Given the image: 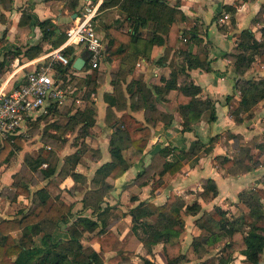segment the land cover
I'll return each mask as SVG.
<instances>
[{
  "label": "crops",
  "instance_id": "crops-1",
  "mask_svg": "<svg viewBox=\"0 0 264 264\" xmlns=\"http://www.w3.org/2000/svg\"><path fill=\"white\" fill-rule=\"evenodd\" d=\"M163 1L168 6L179 9L186 17L185 21L178 23L180 34L188 32L193 26L198 30L192 52L195 53L199 45L208 50L212 59V70L209 72L199 68L186 70V74L179 75L177 82L179 85L184 81H191L200 87V99L215 100L216 120L208 122L209 112L205 111L200 120L192 126V131L182 134V117L178 111L176 100L177 90H164L163 86L164 80L169 77L171 71V61L173 59L180 60L176 52L184 48V42L179 36L178 42L170 49L167 57H165L166 43L148 46L146 55L139 53L135 56L133 51L143 48L144 41L141 39L136 47L131 44L125 61L112 60L107 54L109 45L104 26L118 19L119 22L122 21L120 25L122 32H127L130 29L129 22L123 20L124 15L117 7L106 9L101 14L99 13L93 22L104 45V57L99 68L90 72L83 69L74 72L64 69L66 72L63 74L68 73L67 75L70 76L73 73L74 76L85 79L82 88L72 90L75 94L73 95H77V97L51 104L47 113L37 114L25 124L27 131L32 123L42 122L44 118L52 116L48 130L53 128L55 133L51 135L47 132L50 137L49 142L44 129L39 133L40 136L32 134L25 137L22 135L25 141L24 147L19 151L22 153V158L17 168H11L12 159L8 164L0 166V169H5V172L0 174V180H4L2 185L0 183V220L20 218L32 207L33 193L43 188L51 200L60 199L66 204L72 205L74 217L72 216L70 222L64 227L65 231L71 232L75 228L73 224L77 217L75 213L82 207L81 200L85 193L92 189L95 170L110 160L108 146L110 135L113 132L112 121L121 118L124 114L131 115L137 121L149 125L150 137L142 153H137L132 148L123 151L124 157L130 163L124 175L115 180L106 179L109 184L113 185V189L106 193L102 205H109L113 208L114 213H118V219L111 224L110 229L121 242H125L132 235L131 216L128 214L131 208L139 202L161 205L169 194L173 193L180 196L186 204L197 202L201 207V211L196 215L185 214L183 210L181 211L185 224L179 240L186 260L180 264H196L205 259V256L201 259L197 258L191 245L190 253L187 255L183 250V245L188 240L191 244L193 237L201 233V229L195 224V220L201 212L211 211L213 207L219 206L227 211L228 215L238 216L248 210L238 197L240 192L254 188L264 191V99L254 105L250 111L239 113V121L227 113L224 97L231 96L230 106L236 108L239 95L233 87L237 75L233 71L232 60L230 57L222 56L225 51H235L234 47L239 33L244 29L251 30L255 37L261 40L259 30L264 26V0ZM87 2L98 3L100 7L102 0H76L75 6H72L73 0H0V82L9 77L12 72L14 80H21L27 72L34 68V64L42 56L55 48L57 49L64 42H60V36H66V29L74 23L76 15ZM222 5L233 6L234 12L231 14L223 10ZM219 12H221V16L217 19L214 18ZM44 20L51 22L52 26L41 28L38 23ZM54 27L56 30L53 34L47 33ZM139 32L142 38H145L150 33V29L148 26L140 27ZM31 47L38 48L39 52L33 54L32 51H28L27 49ZM71 48L73 54L69 56L70 59L86 54L81 47ZM29 54L32 55L29 56ZM252 65H257V68L251 66L243 76H240L241 78L259 79L264 76V62L256 58ZM134 81H139L151 91L155 98L156 110L171 117L169 126H165L164 122L160 120L155 121L153 125L147 123L142 99L139 96L131 98L128 91V86ZM90 85L93 90H89ZM153 86L161 89H159V93H154ZM87 91L90 92L86 97ZM88 109L93 110V123L83 135H79V129L83 123L78 122L71 129L72 122H68L69 117L77 111L84 112ZM56 116H61L59 121L55 118ZM59 131H62L63 134H59ZM215 134H218V139L212 144H206L204 146L206 151L202 149L186 161L180 172L174 175L166 173L159 176L157 174L159 166H152L153 158L164 145L169 143L176 147L185 145L188 151H191L197 137L206 143L208 137ZM36 136L40 138L36 139ZM34 142H38V145L33 144ZM55 142H60V144H55ZM42 148L50 151V157L39 168H46L48 162H55L56 165L54 174L47 178H38L37 173L29 169L24 170L22 167L25 154L35 158ZM242 149L246 150L248 157L245 156V151ZM32 151L35 152L32 153ZM75 152H78L80 159L74 171L80 174L82 179L84 178V183L74 181L67 175L64 177L58 175L64 164V158ZM216 156H228L237 161L242 159V164L248 167L243 169L234 164L235 171H228L216 164ZM138 173L141 175L137 176ZM147 173L148 175H145ZM32 176L37 180L30 181ZM208 178L216 184V195H201L204 181ZM159 179L160 181H158ZM18 183L25 184L30 195H15V185ZM51 186L57 188L58 195L53 193ZM261 202L264 204V198L261 199ZM233 207L237 211L239 209V213H231L230 210ZM81 215L96 220L91 216L90 210L83 211ZM146 220L153 222L155 217L151 216ZM98 231L99 227L93 231H85L81 243L98 250L97 243L89 244L88 242ZM13 235L24 246L27 247L31 244V239L21 236L20 232ZM40 236V232L34 235V241L38 238L35 243H38ZM85 236L87 244L83 243ZM215 249L217 250V248ZM114 255L115 252H106L103 264H109ZM129 256L132 264H144L143 258H147L155 264H166L161 243L153 245L151 253H147L145 247L140 244L135 253ZM193 256L196 258L195 261ZM206 256L210 257L211 255ZM232 257L230 264L246 263L244 256L238 252H235Z\"/></svg>",
  "mask_w": 264,
  "mask_h": 264
},
{
  "label": "trees",
  "instance_id": "trees-1",
  "mask_svg": "<svg viewBox=\"0 0 264 264\" xmlns=\"http://www.w3.org/2000/svg\"><path fill=\"white\" fill-rule=\"evenodd\" d=\"M75 3L76 0H73L72 6H75ZM111 7H117L121 11L124 15L123 20L129 22L130 30L122 32L120 30L122 21L119 22L118 19L104 26L109 45L108 57L112 60L125 61L131 44L136 47L141 39L144 41L143 48L134 50L135 56L139 53L146 55L148 46L166 43L165 57H167L180 36L184 42V48L176 52L180 60L173 59L171 61V71L169 77L164 80L163 89L177 90L176 100L178 111L182 117V134L191 132L192 126L200 120L205 111L209 112L208 122H214L217 118L216 101L209 98L200 99L201 89L191 81H184L179 85L177 82L179 75L186 74V70L196 68L206 72L212 70V59L207 49L199 45L197 51L192 52L193 42L198 34L195 26L188 32L180 34L178 23L185 21L186 17L179 9L168 6L163 0H102L98 15ZM222 9L231 14L234 12V7L231 5H222ZM219 16H221V12L214 18L217 19ZM38 25L41 28L52 26L51 22L47 20L39 22ZM145 26L149 27L150 33L142 38L139 28ZM55 30L56 27L47 33L53 34ZM259 31L261 40H258L251 30H242L234 47L235 51H225L222 54L223 57L231 58L233 71L237 75L233 87L239 95L238 106L231 108L229 103L231 96L224 97L227 113H230L237 121H239V113L250 111L254 105L264 99V76L259 79L240 77L251 68L256 58L264 62V26ZM60 37V42H63L65 36ZM27 50L32 51L33 54L39 52L36 47ZM63 54L69 57L73 54V49L67 48ZM31 55L29 54V56ZM69 68V66H58L57 72L63 74ZM159 89L157 86H153L154 93H159ZM89 90H93L91 85ZM128 91L131 98L139 96L142 99L145 119L148 124L153 125L155 121L160 120L164 122L165 126L170 125L171 117L156 110L155 98L149 89L139 81H134L128 86ZM89 92L87 91L85 94L86 97ZM92 114V109L84 112L77 111L69 117L68 122H72L70 128L73 129L78 122L83 123L79 129V135H83L93 123ZM112 122L113 132L110 135L108 146L110 160L95 170L92 189L85 193L81 200L82 207L75 213L77 215L73 222L75 228L71 232L64 230L73 215L72 205H68L60 199L51 200L46 190L40 188L33 193L32 207L20 218L0 220V264H103L104 254L109 251L115 252L109 264H132L129 255L135 253L140 244L145 247L147 253H151V247L158 243L162 244L166 264H180L186 260L179 240L185 224L181 211L190 215L198 214L201 207L197 202L186 204L180 196L173 193H170L161 205L139 202L128 211L131 216L132 231L128 240L121 242L110 229L111 224L118 219V216L112 217L113 208L111 206L102 205L106 193L113 189V185L109 184L106 179L115 180L124 175L130 163L124 157L123 151L132 148L137 153H142L150 137L149 125L137 121L131 115L124 114ZM217 139L218 134L211 135L204 143L197 137L191 151H188L185 145L181 147L173 146L171 143L164 145L157 151L152 166H159L157 170L159 176L166 173L174 175L180 172L186 161L202 149L206 151L204 149L206 144H212ZM24 141L22 136H18L14 138L13 142L6 141L0 145V166L8 164L16 153L22 150ZM244 151L245 156L248 157L246 150ZM49 157L50 151L44 148L35 158L25 154L22 167L24 170L29 169L37 173L38 178H47L54 174L55 162H48L44 169L39 167L43 162H47ZM79 159L78 152L66 156L58 175L61 177L67 175L74 181L84 183V178L82 179V176L74 171ZM215 160L220 168L228 171H235L234 164L243 169L248 167L242 164V159L237 161L228 156H216ZM139 175L141 173L137 174V176ZM29 180L36 181L37 179L35 177L33 179L32 176ZM15 187V195H30L25 184L18 183ZM210 194L216 195L217 187L215 182L208 178L204 181L201 195ZM238 197L248 209L247 212L232 216L219 206H215L211 211L201 212L195 220V224L201 229V233L193 237L191 242L197 258L201 259L208 255L212 247L223 241V246L214 256L216 259L210 256L196 264H230L235 252L244 256L245 264H260V257L264 259V228L257 224L258 221L264 220V204L261 202V199L264 198V191L260 188L244 190L238 194ZM86 210H90L91 216L96 220L82 216L81 213ZM151 216L155 217L153 222L146 220ZM203 221H206L209 226ZM98 227L99 231L88 242L89 244L97 243L99 249L95 250L90 245L84 246L81 243L83 233L93 231ZM16 232L31 239V244L27 247L24 246L14 237L13 234ZM37 232H40L41 236L38 243H35L33 237ZM143 261L144 264H155L147 258H143Z\"/></svg>",
  "mask_w": 264,
  "mask_h": 264
},
{
  "label": "built area",
  "instance_id": "built-area-1",
  "mask_svg": "<svg viewBox=\"0 0 264 264\" xmlns=\"http://www.w3.org/2000/svg\"><path fill=\"white\" fill-rule=\"evenodd\" d=\"M98 8V3L87 2L76 15L74 23L66 29L65 40L57 49L42 56L21 80H14L12 72L0 82V145L6 141L13 142L15 137L25 134V124L31 117L45 114L51 104L61 103L69 98L72 93L70 76L56 70L59 65L69 66L72 72L76 71L72 66L76 57L70 61L63 54L65 49L81 47L86 52L84 56H77L83 58L82 69L86 72L99 68L104 57V45L93 23L98 15Z\"/></svg>",
  "mask_w": 264,
  "mask_h": 264
},
{
  "label": "rangeland",
  "instance_id": "rangeland-1",
  "mask_svg": "<svg viewBox=\"0 0 264 264\" xmlns=\"http://www.w3.org/2000/svg\"><path fill=\"white\" fill-rule=\"evenodd\" d=\"M95 27V26H94ZM56 49V48H55ZM54 49V50H55ZM48 61V59H46L45 60V62H47ZM59 65H57L56 66V70H57V67H58ZM252 67H254V68H257V65H252ZM262 69V68H261ZM84 83H85V79L83 78V77H76V76H72V75H70V81H69V84H70V86H71V89L72 90H75L76 88H82L83 86H84ZM74 92V91H73ZM71 93L70 94V96H69V98L68 99H71V98H76L77 97V95L76 96H74L75 94L74 93ZM74 94V95H73ZM73 96V97H72ZM73 99V100H74ZM35 116H37V115H35ZM39 116V115H38ZM61 116H56L55 118H57V120L59 121V118H60ZM52 120V116H49L48 118L46 117V118H44L43 120H42V122H37L36 124H34V123H32L31 125H30V128L25 132V134H23V135H25V137H27L28 135L29 136H31L32 134L33 135H39L40 136V134L39 133H41V131H42V129H44L45 130V133H46V138H47V140H48V142H49V139H50V137L47 135V132H48V134H54L55 133V130L52 128H50L49 130H48V128H49V121H51ZM45 124V125H44ZM59 134H63L62 133V131H59L58 132ZM39 136H36L35 138L36 139H39L40 137ZM33 144H35L36 146L38 145V142H34ZM49 144V143H48ZM55 144H60V142H55ZM35 151H32V153H34ZM21 158H22V153H18V154H16L15 156H14V158L12 159V163H11V168H17V165H19V163H20V160H21ZM5 172V169H0V174L2 175L3 173ZM145 175H148V173L147 174H145ZM147 178H149V177H147ZM0 183H1V185L4 183V180L3 179H1L0 180ZM51 190L53 191V193L55 194V195H58V190H57V188L55 187V186H51ZM231 211V213L233 212V213H239V209H238V211L233 207V209L232 210H230ZM118 213H114L113 212V214H112V217L114 216V215H116V216H118L117 215ZM73 217H74V215H72ZM205 219V218H204ZM124 222V221H123ZM207 226H209L207 223H206V221H203ZM125 223V222H124ZM116 224H118V222H116ZM115 224V225H116ZM122 224V223H121ZM126 224V223H125ZM257 224L258 225H260L261 227H263L264 228V220H261L260 222L258 221L257 222ZM67 226V225H66ZM38 237V236H37ZM37 239L38 238H36V242H37ZM86 241H87V237L85 236V237H83V243H85V244H87L86 243ZM190 241L188 240V242L186 243V244H184L183 245V250H184V252L187 254V255H189V248H190ZM223 246V241H221V242H219L213 249H211L210 251H209V254L208 255H211L212 257H214L215 255H216V253H218L219 251H220V249H221V247ZM215 248H217V250L215 249ZM219 250V251H218ZM205 258H207V256L205 255ZM215 259H216V257H214ZM195 256H193V260L195 261ZM236 264H241V263H238V262H236ZM260 264H264V259H263V257H260Z\"/></svg>",
  "mask_w": 264,
  "mask_h": 264
},
{
  "label": "water",
  "instance_id": "water-1",
  "mask_svg": "<svg viewBox=\"0 0 264 264\" xmlns=\"http://www.w3.org/2000/svg\"><path fill=\"white\" fill-rule=\"evenodd\" d=\"M83 65H84V60L81 57L76 58V60L72 64L73 68H75L76 70H81Z\"/></svg>",
  "mask_w": 264,
  "mask_h": 264
}]
</instances>
